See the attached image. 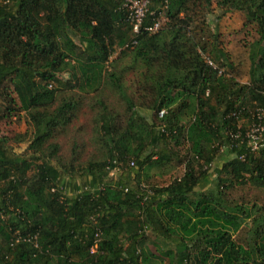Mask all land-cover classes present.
<instances>
[{
  "label": "trees",
  "instance_id": "trees-1",
  "mask_svg": "<svg viewBox=\"0 0 264 264\" xmlns=\"http://www.w3.org/2000/svg\"><path fill=\"white\" fill-rule=\"evenodd\" d=\"M214 6L256 30L245 83L217 35L195 40L194 14L205 26ZM127 56L143 69L137 98ZM0 88V118L24 112L34 128L27 152L0 138V264H264V201L239 193L264 189V145L229 134L264 107V0H149L138 35L125 0H0ZM86 104L99 156L79 163L78 143L67 159L56 138ZM175 161L181 175L151 181Z\"/></svg>",
  "mask_w": 264,
  "mask_h": 264
},
{
  "label": "rangeland",
  "instance_id": "rangeland-1",
  "mask_svg": "<svg viewBox=\"0 0 264 264\" xmlns=\"http://www.w3.org/2000/svg\"><path fill=\"white\" fill-rule=\"evenodd\" d=\"M199 14V13H198ZM198 14H194L196 19V24L198 26L199 33L195 34V40L201 44H208V47H213L217 40L218 44L224 53L229 57L230 64L225 69L231 73L237 81L240 83H245L249 78V69H250V59H249V50L248 43L257 37L255 28L246 23V15L243 11H224L219 10L213 7L212 12L208 15V20L205 26L202 22H199ZM167 18L162 14L160 18L161 24L165 23ZM204 26V27H203ZM200 27H203L201 30ZM217 35V36H216ZM121 50L117 51L113 58L118 56ZM134 60L131 56L123 57L119 61V69L126 67V71L123 73V79L128 85L129 92L137 98L138 93L136 92L137 82L142 81L140 74L141 66L138 64L132 68ZM232 67V71L229 68ZM62 76L66 77L67 74ZM1 91V88H0ZM12 96L15 97V94L12 93ZM111 99L116 102L115 97L111 96ZM0 104L5 106L6 100L3 96L0 95ZM119 109H123V105L119 106ZM78 118L74 120L73 124L64 132L61 133L57 138V142L60 144V151L63 156L67 159L70 158L72 148L75 143H78L76 147L79 153L78 162L86 163L93 155L99 153L96 151V145L92 140L91 128L93 125V114L90 107L86 104L82 110L78 112ZM254 114H252V117ZM253 124L251 118L242 117L239 118L238 126L245 127L248 131ZM33 125L30 122L29 117L24 112H21L18 115H13L10 118H0V138L6 137L8 143L13 147L15 152H27L28 144L32 139ZM222 152H226L227 146H223ZM179 151V156L182 158L187 150V143L181 144L177 147ZM95 152V153H94ZM225 154L222 157H218L212 165V171L219 165L224 162ZM184 171V164H178L177 161L174 162V167L170 171L163 172V175H157L152 173L151 181L158 185L168 184L173 177L179 176ZM119 172L117 173V175ZM115 175V177H118ZM76 183H82V177L80 175L76 176ZM143 178V182H145ZM146 183V182H145ZM239 193H247L246 196L248 199L254 200L257 198L258 201H264V189H257L252 186H248L244 189H240ZM238 193V194H239ZM150 234V233H149ZM151 235V234H150ZM148 241L147 243H149ZM162 245H158L159 248ZM168 260L165 264H168Z\"/></svg>",
  "mask_w": 264,
  "mask_h": 264
},
{
  "label": "built area",
  "instance_id": "built-area-1",
  "mask_svg": "<svg viewBox=\"0 0 264 264\" xmlns=\"http://www.w3.org/2000/svg\"><path fill=\"white\" fill-rule=\"evenodd\" d=\"M148 3L149 0H125V6L128 11V17L132 22L133 25V32L135 35H138L141 32L144 18L146 15V12L148 10ZM161 27L160 22H156L153 26H147L145 27L146 30L150 32H156ZM137 44V39L133 38L131 41H129L125 47H131ZM209 63L216 67L212 61H209ZM166 113V109H162L159 113V115L162 117ZM254 117L252 120L253 124L251 128L248 131L238 130L237 132H234L233 130H229V134L231 137L235 140H239L238 143H247V146L252 150L256 151L259 149L260 146L264 145V107H260L256 110L255 113H253ZM161 129L164 131V126L161 125ZM241 158H244V155H241ZM130 166H135V162L132 160L130 161ZM119 172V167H116V169H113L110 171L111 176L117 175ZM54 190V189H53ZM30 241V238H28ZM102 237L101 233L97 232L95 235V242L90 248L91 253H95L99 249V243L101 242ZM35 246L38 247V243L35 242Z\"/></svg>",
  "mask_w": 264,
  "mask_h": 264
},
{
  "label": "crops",
  "instance_id": "crops-1",
  "mask_svg": "<svg viewBox=\"0 0 264 264\" xmlns=\"http://www.w3.org/2000/svg\"><path fill=\"white\" fill-rule=\"evenodd\" d=\"M158 254H160V252H158Z\"/></svg>",
  "mask_w": 264,
  "mask_h": 264
}]
</instances>
